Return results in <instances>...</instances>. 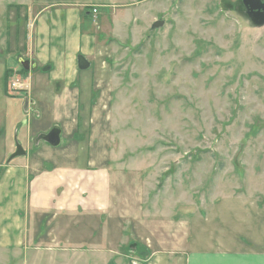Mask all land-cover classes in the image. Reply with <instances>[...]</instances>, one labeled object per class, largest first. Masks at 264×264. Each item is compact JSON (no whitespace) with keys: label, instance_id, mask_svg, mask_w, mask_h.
<instances>
[{"label":"rangeland","instance_id":"374dc122","mask_svg":"<svg viewBox=\"0 0 264 264\" xmlns=\"http://www.w3.org/2000/svg\"><path fill=\"white\" fill-rule=\"evenodd\" d=\"M97 1L0 0V45L8 38L12 43L23 41V28L29 27L23 22L25 10L54 5L83 12ZM114 2L124 6L114 10V18L101 10L96 24L89 19L82 25L101 33L102 19L115 23V32L97 43L95 54L89 56L91 68L80 73L76 84L81 92L78 99L75 96L76 105L88 122L83 133L88 144L67 143L64 133L61 148L42 143L36 149L35 137L27 141L23 125L10 127L23 121L24 107L22 98L6 95L11 81L10 75L7 84V69L22 67L21 58L4 46L0 138L12 130L14 142L17 136L33 155L39 153L59 166H64V154L71 161L77 152L80 166L90 155L95 159L92 168L108 164L116 181L126 186L119 190L128 201L121 210L133 216L143 212L149 225L146 234L158 233L161 227L184 239L198 222H210L212 227L222 223L223 230L217 229L220 238L228 233L241 237L243 231L231 228L228 221L233 218L224 215V206H235L243 214L247 207L257 214L258 206L264 211V27L253 28L240 14L242 0ZM159 21L164 26L152 30ZM44 122L36 132L53 126ZM3 149L0 142V153ZM218 211L222 220L214 222ZM194 236L197 243L206 242L208 230ZM154 238L161 241L156 234L151 242ZM132 245V250L138 246ZM71 255L65 262L64 256L40 248H0V264L100 263L97 253Z\"/></svg>","mask_w":264,"mask_h":264},{"label":"crops","instance_id":"0c3cea01","mask_svg":"<svg viewBox=\"0 0 264 264\" xmlns=\"http://www.w3.org/2000/svg\"><path fill=\"white\" fill-rule=\"evenodd\" d=\"M107 1L98 0L92 8L99 7L100 14L101 10L109 11L114 18V10L124 7L123 3ZM92 8L80 12L51 5L36 11L25 10L23 22L29 27L23 28V41L12 43L8 38L5 41L8 43L0 45L6 47L7 53L37 67L24 79L42 117L35 127L33 115L25 116L21 107L23 121L10 125L12 128L23 125L28 131L27 141L40 133L36 128L44 126L45 119L50 125L63 128L67 143L79 130L83 116L79 120L75 113V96L78 99L81 94L76 87L81 73L78 57L82 55L91 62L89 56L95 54L97 43L115 32L113 19H102L101 33L83 29V23L93 19ZM47 68L50 70L44 72ZM40 70L44 75H39ZM88 104L91 105V100ZM11 131L6 130V135L0 138L4 146L0 153V248L6 251L19 248L20 252L40 248L64 256L65 262L72 260L71 254L97 253L98 264H264V211L259 206L258 214L250 207L243 208V214L239 208H232L235 206H224V215L227 212L233 218L228 221L231 228L243 231L241 237L228 233L220 238L217 229L223 230L222 223L212 227L215 224L210 222L204 225L198 222L191 236L184 235V239L161 227L155 235L152 231L146 234L149 225L143 221V212L133 216L132 211L121 210L128 201L123 200L119 190L124 191L126 186L122 180L116 181L108 164H104L105 168H92L95 159L89 154L87 164L80 166L78 152L71 161L64 154V166L33 152L8 164L16 144ZM84 143L88 144L85 141L81 146ZM220 217L218 211L214 222H220ZM202 229L208 230V241L197 243L192 235L196 238L194 234L200 235ZM212 230L216 231V237ZM156 234L161 241L162 237L174 242L163 243L155 238L151 242ZM135 242L142 248L131 252L130 245Z\"/></svg>","mask_w":264,"mask_h":264},{"label":"water","instance_id":"95a60500","mask_svg":"<svg viewBox=\"0 0 264 264\" xmlns=\"http://www.w3.org/2000/svg\"><path fill=\"white\" fill-rule=\"evenodd\" d=\"M245 6H251V10L246 13L248 21L251 23L253 28L261 29L264 27V1L262 0H242ZM164 22L159 21L153 24L152 30H156L162 28L164 26ZM21 66L26 71H36L37 67L34 63L29 61H24L23 59L19 60ZM90 68V62L82 55L78 57V69L80 71H87ZM50 70V68L44 69V72ZM62 129L59 126H55L49 133L40 135L38 137V141H44L48 145L53 148H58L61 145L62 139ZM26 156V151L20 145V143L16 142V151L11 155L7 163H11L13 160ZM133 246V245H132ZM132 246L130 245V251L132 252ZM137 248H133L136 251Z\"/></svg>","mask_w":264,"mask_h":264},{"label":"flooded vegetation","instance_id":"af4514ba","mask_svg":"<svg viewBox=\"0 0 264 264\" xmlns=\"http://www.w3.org/2000/svg\"><path fill=\"white\" fill-rule=\"evenodd\" d=\"M239 7V6H238ZM251 10V6H245L242 2V11H240V14L244 15L246 18V13H248V11ZM88 60V59H87ZM90 62V61H89ZM91 65L92 63L90 62V68H91ZM22 67V66H21ZM89 68V69H90ZM22 70H25L23 67L21 68V70H18L17 72L16 71H11L9 70L10 72V75H11V81L9 82V85H8V93L6 94L7 96H10L12 98H22L23 100V111H24V114L25 116L27 115H30L32 114L33 115V120L35 119V117H37V120H39L41 117H42V114H41V111L38 109V102L36 101V99L33 97L32 95V92H31V88L28 87L26 85V83L28 82L27 80L24 79V76L23 75H26L24 73H22ZM26 71V70H25ZM27 74L31 73V71H26ZM34 72V71H32ZM83 72V71H81ZM9 75V77H10ZM12 76H14L12 78ZM8 80L9 78L7 79V84H8ZM16 81H19L21 83V86L22 88L21 89H18V90H15L13 88V84L16 82ZM27 81V82H26ZM93 87V82H92V85H91V89ZM93 90V89H92ZM95 94V93H94ZM93 94V95H94ZM93 98V99H92ZM91 100H95V95L93 97H91ZM94 103V102H93ZM77 117L79 116V120H80V116H82V113H83V110L81 107L78 108L77 106ZM90 112L92 113V106H91V109H90ZM36 120V121H37ZM55 126H59L61 129H62V135H61V139H62V142H61V145L60 147L58 148H61V146L63 145V135H64V130L63 128L60 126V125H57V124H54L53 126H51V128L46 131V132H42L39 133L36 137H35V140H34V147L37 149L39 147L40 144H45L49 147H51L50 145H48L47 143H45L44 141H38V137L40 135H43V134H47L49 133ZM15 141L17 142L18 141V137L16 136L15 138ZM24 148V150L26 151V156L29 155V153L31 152L30 150H27L24 146H22ZM53 148V147H51ZM58 148H53V149H58ZM16 151V144H15V150L13 152V154L15 153ZM25 157V156H24ZM20 158H23V157H20ZM14 161V160H13Z\"/></svg>","mask_w":264,"mask_h":264},{"label":"trees","instance_id":"16d2710c","mask_svg":"<svg viewBox=\"0 0 264 264\" xmlns=\"http://www.w3.org/2000/svg\"><path fill=\"white\" fill-rule=\"evenodd\" d=\"M10 71H7V79L9 78V73ZM22 73L24 74H27V72L25 70H22ZM86 118H83L82 121H81V124L79 125V130L77 131V133L74 134V136L72 137V140L74 145L78 144L77 146H81L83 142H85L87 139H85V136L83 135V133L85 132L86 130ZM134 244V243H133ZM137 248L138 249H141L142 246L137 243ZM132 246V245H131ZM139 252V251H138Z\"/></svg>","mask_w":264,"mask_h":264},{"label":"built area","instance_id":"2783aa9c","mask_svg":"<svg viewBox=\"0 0 264 264\" xmlns=\"http://www.w3.org/2000/svg\"><path fill=\"white\" fill-rule=\"evenodd\" d=\"M92 14H93V18H94V23L96 24L97 20H98L99 8L98 7H94L93 10H92ZM13 88L15 90L21 89L22 88L21 83L19 81H16L13 84Z\"/></svg>","mask_w":264,"mask_h":264}]
</instances>
